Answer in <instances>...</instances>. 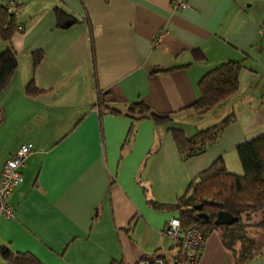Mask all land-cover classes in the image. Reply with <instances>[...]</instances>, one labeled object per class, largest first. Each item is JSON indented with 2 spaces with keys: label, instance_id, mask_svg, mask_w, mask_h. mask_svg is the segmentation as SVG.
<instances>
[{
  "label": "crops",
  "instance_id": "crops-1",
  "mask_svg": "<svg viewBox=\"0 0 264 264\" xmlns=\"http://www.w3.org/2000/svg\"><path fill=\"white\" fill-rule=\"evenodd\" d=\"M185 2L171 10L169 0H23L14 15L21 30L0 45L9 43L17 60L0 92V171L20 144L32 150L8 196L13 217L0 216V246L43 264L180 260L179 245L161 232L178 211L146 200L174 204L216 157L241 175L235 147L264 132V0ZM35 50L39 93L29 97ZM227 60L243 65L236 92L197 113L189 105L199 78ZM97 91L116 109L141 100L170 120L98 117ZM229 113L234 121L212 146L180 159L167 127L191 136ZM197 264H234L215 230ZM246 264H264V245Z\"/></svg>",
  "mask_w": 264,
  "mask_h": 264
},
{
  "label": "trees",
  "instance_id": "trees-1",
  "mask_svg": "<svg viewBox=\"0 0 264 264\" xmlns=\"http://www.w3.org/2000/svg\"><path fill=\"white\" fill-rule=\"evenodd\" d=\"M17 27L14 14L0 6V42H9ZM197 52L195 58L203 59ZM32 76L24 87L26 96L34 97L39 93L33 82V73L41 59L39 50L31 54ZM17 67L16 55L8 43L0 49V92L9 84ZM243 65L240 61L227 60L210 68L202 74L197 82V97L189 105L197 113H204L219 101L229 97L238 88V73ZM175 67L156 69L166 71ZM93 106L96 107L98 117L105 113L123 114L136 121L149 119L153 124H161L170 120L167 114L151 111L141 100L128 103L123 110L111 107L103 100L97 91ZM0 112V123H1ZM235 115L229 113L219 121L198 129L191 136H186L182 129L174 126L167 127L176 146L181 160L199 155L212 146L220 137L224 127L233 122ZM131 127L127 136L131 134ZM235 151L241 165L242 174L229 172L221 157H216L207 168L197 173L187 184L183 194L174 204L162 205L153 200L146 202L154 208L176 209L181 228L185 229L196 224L206 235L214 230L219 231L221 245L230 252L234 264H246L255 252L264 245V132L239 143ZM200 208L196 209L195 206ZM227 211L236 216L237 220L229 225L213 224L214 214ZM199 212L208 215V221L197 217ZM179 258L181 252H178ZM177 255V256H178ZM158 256V255H156ZM176 256V257H177ZM1 264H43L30 252L11 251L0 246ZM110 264H124L113 261Z\"/></svg>",
  "mask_w": 264,
  "mask_h": 264
},
{
  "label": "built area",
  "instance_id": "built-area-1",
  "mask_svg": "<svg viewBox=\"0 0 264 264\" xmlns=\"http://www.w3.org/2000/svg\"><path fill=\"white\" fill-rule=\"evenodd\" d=\"M22 2L23 0H7L5 10L15 15L18 13ZM186 6L185 0H169V8L171 10L182 9ZM259 33L262 32L259 31ZM158 39L159 34L155 37V42ZM31 150L30 144H20L16 151L2 163L0 171V216L6 219L13 217V209L8 204V196L12 189L22 181L20 172L22 161ZM161 232L166 237L173 239L180 247V260L172 264H197L204 242L203 232L198 225L192 224L183 229L179 218L171 216L165 222ZM134 264H168V262L161 256H149L138 259Z\"/></svg>",
  "mask_w": 264,
  "mask_h": 264
},
{
  "label": "water",
  "instance_id": "water-1",
  "mask_svg": "<svg viewBox=\"0 0 264 264\" xmlns=\"http://www.w3.org/2000/svg\"><path fill=\"white\" fill-rule=\"evenodd\" d=\"M195 208L199 209L200 206L196 205ZM197 217L199 219H201L202 221H205V222L208 221V215L203 213V212H199L197 214ZM236 220H237L236 216L231 215L227 211L219 210L214 214L213 224H215V225H229V224L235 222Z\"/></svg>",
  "mask_w": 264,
  "mask_h": 264
},
{
  "label": "rangeland",
  "instance_id": "rangeland-1",
  "mask_svg": "<svg viewBox=\"0 0 264 264\" xmlns=\"http://www.w3.org/2000/svg\"><path fill=\"white\" fill-rule=\"evenodd\" d=\"M2 42H0V45H1ZM216 234L218 235L219 234V231L218 230H215Z\"/></svg>",
  "mask_w": 264,
  "mask_h": 264
}]
</instances>
